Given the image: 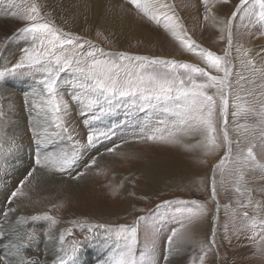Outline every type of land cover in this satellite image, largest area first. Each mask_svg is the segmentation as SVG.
Returning a JSON list of instances; mask_svg holds the SVG:
<instances>
[{
  "label": "snow or ice",
  "instance_id": "6c2138e0",
  "mask_svg": "<svg viewBox=\"0 0 264 264\" xmlns=\"http://www.w3.org/2000/svg\"><path fill=\"white\" fill-rule=\"evenodd\" d=\"M126 2L141 19L163 28L179 41L184 52L198 57L211 71L161 56L105 51L57 27L42 14L35 0L30 3L7 0L5 15L25 22L14 36L23 37L27 44L14 63L0 69V100L6 99L3 92L9 79L31 80L29 89L23 93V106L32 152L25 166L24 160L17 156L23 148L19 112L14 103H9L7 109L0 104L3 178L25 167L23 177L6 197L8 207L0 209V264H79L80 253L92 243L101 244L105 249L96 264H189V249L193 245H199L201 253L193 264H216L218 249L225 242L231 245L233 235L246 230L252 231L247 238L264 264V183L253 186L250 181L251 177L264 182V162L256 154L257 148L264 153V63H257L258 59L264 61V45L258 50L245 47L234 36L239 31L235 23L239 19L251 40L264 39V0H238L234 10L226 15L217 6L227 5L230 0H199L204 21L211 20L220 33L219 40L226 42L222 55L203 47L189 35L170 0ZM13 38L0 41V53ZM233 51L237 54L235 58ZM64 76L69 78L70 95L60 89L59 82ZM74 106H78L77 118L86 129L83 140L76 138L79 136L76 126L69 123ZM120 110L152 113L134 135L135 142L170 145L182 143V137L191 136L204 155L223 147L224 155L210 167V198L204 202L165 200L157 204L154 212L175 204L184 208L173 218L176 226L163 236L155 229L151 215H137L130 223L115 226L89 224L83 239L73 240L70 245L66 237L73 228L83 230V224L72 221L73 228L60 231L56 237L53 230L60 223L57 217L47 212L19 214L21 204L30 199L25 187L34 188L43 174H58L61 179L67 177L68 181L77 182L89 175L97 157L93 156L83 170H77L80 158L88 150L95 151L96 145L112 142L117 129L99 122ZM229 115L244 118L243 123L233 121L235 140L230 135ZM66 141L71 142L70 150L61 147ZM127 143L128 140H121L120 144L106 148L105 153L123 156L117 149ZM13 160L17 163H10ZM217 170L221 176L220 187L237 194L236 208L223 205L225 215L232 222L233 235L229 234V222H226L220 244L217 243L221 209ZM226 171L230 177L227 182ZM116 194L114 190L113 195ZM257 194L260 199L256 198ZM17 200L21 204L13 207ZM209 202L215 204V210L205 243L194 236L197 226L208 221ZM250 211L255 216H250ZM237 217L245 222L240 228L234 223ZM41 222H46L42 230L44 243L52 245L51 249L45 248L46 255L52 256L51 261L26 255L33 244L38 246L41 241ZM142 237L146 242L143 250L140 248Z\"/></svg>",
  "mask_w": 264,
  "mask_h": 264
},
{
  "label": "rangeland",
  "instance_id": "374dc122",
  "mask_svg": "<svg viewBox=\"0 0 264 264\" xmlns=\"http://www.w3.org/2000/svg\"><path fill=\"white\" fill-rule=\"evenodd\" d=\"M50 1L56 4V11H52V8L46 7L47 5L45 4H48ZM50 1L35 0L41 8L42 14L47 19L52 20L63 31L71 32L89 40L105 51L161 56L194 63L206 68V65L198 57L184 52L179 41L171 37L163 28L141 19L126 0H104L105 6L100 11L94 12V14L93 4L96 2L93 0V2L91 0ZM17 2L19 3L21 0H17ZM23 2L30 3L32 0H23ZM170 2L175 5L177 14L184 20L189 35L203 47H207L222 55L226 42L219 40L220 33L211 20L204 21L203 6L199 3V0H170ZM237 3L238 0H230L229 4L218 5L217 7L221 14L226 15L234 10V5ZM6 8L7 0H0V41H4L7 37L14 38L11 39L5 50L0 53V69L14 63L21 54V49L27 44V41L23 37L14 36L25 22L10 15H5L4 9ZM109 16L110 18H108ZM107 19L108 21L111 19V23L113 21V26L115 27H111L112 31H124V33H128V29L133 31L128 36H124L122 44L118 42V38L114 34H110V32L108 34V31L100 25V23L102 24ZM235 23L239 28V31L234 33L238 44H243L245 47L257 50L260 45H264V39L251 40L249 38L247 30L241 27L239 19ZM141 31L153 35L152 37H154L155 41L149 43L141 39L139 35ZM236 55L235 51H233L234 58ZM257 63H264V61L258 59ZM206 70L209 69L206 68ZM68 79L67 76H64L59 84L61 91L66 90L70 95L71 89L68 87ZM30 84L31 80L29 78L9 79L3 92L6 99L0 100V104L5 109H7L8 103H14L19 112L18 123L23 133L21 140L23 148L20 153H17V156L20 157V154L22 155L21 158L24 160L25 166L29 162L28 157L32 152V148L29 147L31 140L30 134L27 132L28 125L25 123L27 113L23 106V93L29 89ZM66 98L68 97L66 96ZM77 111L78 106H74L69 123L76 126V130L79 133V136L76 138L83 140L86 129L77 118ZM150 116H152L150 112L147 114L140 112L126 113L124 110H120L109 117H105L99 123L102 126L115 127L117 135L111 143L104 142L103 144L96 145L95 151L88 150L81 156L77 170H83L84 165L93 156L97 157V163L90 169L87 177L77 182L68 181L67 177L61 179L58 174L48 175L45 173L34 188L25 187V191L28 192L30 199L25 200L22 204L20 200H17L12 206L15 207L16 204H21L20 212H47L49 215L57 217L60 223L56 227L60 228V231L73 228L72 221L83 224V230L81 228H73L71 235L66 237L68 245L73 240L83 239V236L87 234L86 228L89 224L115 226L122 223H130L137 215H151L155 229L159 230L163 236L171 227L176 226L173 218L178 217L184 208L183 205L175 204L165 210L154 212L156 205L165 200H194L197 202L208 200L211 195L209 180L211 171L209 168L215 165L224 155V148L221 147L219 151L204 155L203 149L196 145V139L191 136L182 137V143L170 145H146L135 142L133 139L134 135L141 130L143 124ZM234 120L243 123L244 118H233L229 115L230 135L235 140L237 136L234 130ZM121 140L129 141V143L122 144L117 149L118 153L124 154L123 156H111L105 153L106 148L112 147L113 144H120ZM61 147L70 150L72 145L71 142L66 141ZM233 148L235 149V145H233ZM256 154L258 160L264 162V153L259 148L256 149ZM174 160L178 161V165L176 163L170 164V161ZM10 163L15 164L17 162L10 161ZM143 166L153 172L155 180L152 178V175L151 177L143 175L144 173L139 170V167ZM23 170L19 174L14 173L10 177L3 178V169H0V209L6 210L8 207L5 203L6 197L16 186L19 179L23 177ZM98 171L100 172L99 175H97ZM74 174L75 172H73ZM256 174H259L258 171ZM216 179L218 181V199L221 204L217 232V243L220 244L221 238L224 235L223 226L226 222H229V234L233 235L232 222L229 220V216L225 215L223 205L229 204L232 208H236L235 200L237 199V194L231 189L226 192L220 187L219 181L221 176L219 170H217ZM224 179L226 182L230 180L227 171L225 172ZM250 181L253 186L264 183L259 180H253L251 177ZM121 184H123V187H120ZM114 190L117 192L116 195H113ZM129 193H134V195H128ZM256 198L260 199L259 194L256 195ZM208 209V221L197 226L194 236V239L197 241H204L205 243L210 235V218L215 210V204L209 202ZM121 210L125 212L120 213ZM249 215L255 216V213L250 211ZM257 221H259V217H257ZM234 223L236 228H240L241 224L245 222L237 217ZM43 226L46 227V222H41V240H43ZM97 231L101 230L97 229ZM251 234V230H246L233 235L231 245L225 242L218 249L219 259L216 261V264H262L261 259L255 255V246L247 238ZM90 245H86L85 249ZM145 247L146 242L142 237L140 248L143 250ZM40 251L42 252L43 250L39 249L38 252L41 253ZM189 253V264H193L194 261H198V257L201 254L200 246H191Z\"/></svg>",
  "mask_w": 264,
  "mask_h": 264
},
{
  "label": "bare ground",
  "instance_id": "6f19581e",
  "mask_svg": "<svg viewBox=\"0 0 264 264\" xmlns=\"http://www.w3.org/2000/svg\"><path fill=\"white\" fill-rule=\"evenodd\" d=\"M50 1V0H49ZM67 1V0H66ZM70 1H72V0H70ZM69 1V2H70ZM75 1H79V0H75ZM92 1V0H91ZM94 2H96L95 4H93L94 5V9H93V14H94V12H97V11H100V9H102V7H104L105 6V2H104V0H93ZM92 1V2H93ZM90 2V1H89ZM45 5H47L46 7H50V8H52V11L53 10H55L56 11V4L55 3H53V2H49L48 4L46 3ZM61 6H62V4H60ZM73 5V4H72ZM92 5V6H93ZM58 6V5H57ZM63 7V6H62ZM110 8V7H109ZM61 9V8H60ZM86 9V8H85ZM62 10V9H61ZM68 10H69V8H68ZM54 11V12H55ZM83 11H84V9H83ZM90 11V10H89ZM53 12V13H54ZM73 12V11H72ZM105 12V11H104ZM223 12V11H222ZM85 13V12H84ZM62 14V13H61ZM70 14V13H69ZM97 14H99V13H97ZM103 16V15H102ZM87 17V16H86ZM130 17V16H129ZM108 18H110V16L108 17ZM99 19V18H98ZM98 19H96V20H98ZM102 19V18H101ZM113 19V18H112ZM115 19V18H114ZM124 20H125V18H124ZM80 21V20H79ZM82 21H85V20H82ZM103 21V20H102ZM110 21H111V19H110ZM110 21H108V19L107 20H105V21H103L102 22V24L100 23V25L102 26V28H104L105 30H107L108 31V34H109V32H110V34L112 33V34H114L117 38H118V42L120 43V44H122V42H123V39H124V36L126 37V36H128L129 34H131V32H133L132 30H129L128 28H126V29H128V33H124V31H116V30H113L112 31V29H111V27H115V26H113V21H112V23L110 22ZM115 21V20H114ZM117 21V20H116ZM100 22V21H99ZM124 22V21H123ZM125 22H127V21H125ZM116 23V22H115ZM98 24V23H97ZM121 24V23H120ZM121 26V25H120ZM117 28V27H116ZM122 28H123V26H122ZM104 31V30H103ZM130 31V32H129ZM139 35L141 36V39H143L144 41H146V42H149V43H151V42H154L155 40H154V37H152L153 35H151V34H149V33H147V32H145V31H141L140 33H139ZM116 39V38H115ZM142 40V41H143ZM154 44V43H153ZM9 104V103H8ZM26 141V140H25ZM28 143V142H27ZM27 143H26V145H27ZM25 145V144H24ZM25 150V149H24ZM27 151V150H26ZM20 153V152H19ZM22 155L20 154V157H21ZM171 158V157H170ZM168 159V158H167ZM172 159V158H171ZM13 161H15V160H13ZM110 161V160H109ZM149 161V160H148ZM108 162V161H107ZM167 162V161H166ZM165 162V163H166ZM169 163V162H168ZM175 164L176 163V165H178L177 163H178V161H176V160H174V161H170V164ZM180 165V164H179ZM145 166H143V167H139V170L141 171V172H143L144 174L143 175H146V176H149V177H151V175H152V178L155 180V176H154V174H153V172H151V171H149L147 168H144ZM23 169H25V167H20L19 168V171H17V172H15V173H20V171H22ZM210 169V168H209ZM167 170H169V169H167ZM23 171H25V170H23ZM184 172V171H183ZM18 176V175H17ZM22 176V175H21ZM181 176V175H180ZM19 179V178H18ZM182 179V178H181ZM162 180V179H161ZM155 182V181H154ZM158 182V181H157ZM156 186H157V184H155ZM89 186V185H88ZM66 190V189H65ZM82 190V189H81ZM23 207V206H22ZM125 211H122L121 210V212L120 213H124ZM96 213H98V212H96ZM104 213V212H103ZM102 213V214H103ZM19 214H23V215H32V214H34V213H28V212H20ZM111 214V213H110ZM133 216H135V215H133ZM14 218V217H13ZM75 219V218H74ZM73 219V220H74ZM117 220V219H116ZM109 222V221H108ZM72 224V223H71ZM5 227H7V225H5ZM44 227V226H43ZM59 232H60V228H58V227H56L54 230H53V235L54 236H56V237H58L59 236ZM43 236V235H42ZM48 248V249H51V247H52V245L49 243V244H47V245H45V243H44V237H43V240H41L40 241V243H39V245L37 246L36 244H33V246L31 247V248H29L28 250H27V252H26V255L27 256H29V257H37L39 260H41V261H43V260H45L46 258L49 260V261H51V259H52V256L51 255H46V252H45V248ZM39 249H41V250H43L41 253H39L38 252V250ZM245 249V248H244ZM0 251H2V250H0ZM43 252H45L44 254H43ZM104 252H105V249H104V247L101 245V244H98V243H92L90 246H88L86 249L84 248V250L80 253V255H79V264H96V261L98 260V259H100V258H102V256H103V254H104Z\"/></svg>",
  "mask_w": 264,
  "mask_h": 264
}]
</instances>
